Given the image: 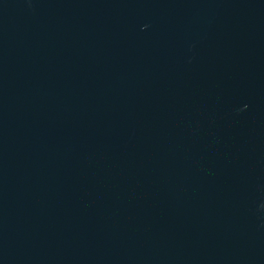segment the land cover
I'll return each instance as SVG.
<instances>
[{
    "label": "water",
    "instance_id": "obj_1",
    "mask_svg": "<svg viewBox=\"0 0 264 264\" xmlns=\"http://www.w3.org/2000/svg\"><path fill=\"white\" fill-rule=\"evenodd\" d=\"M0 264H264V0H0Z\"/></svg>",
    "mask_w": 264,
    "mask_h": 264
}]
</instances>
